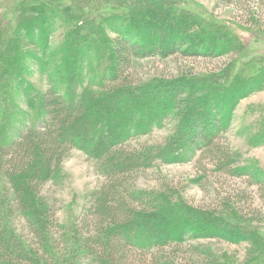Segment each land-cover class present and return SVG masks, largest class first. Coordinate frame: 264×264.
<instances>
[{
  "label": "trees",
  "instance_id": "16d2710c",
  "mask_svg": "<svg viewBox=\"0 0 264 264\" xmlns=\"http://www.w3.org/2000/svg\"><path fill=\"white\" fill-rule=\"evenodd\" d=\"M22 1L17 12L25 18L0 55V264H180L171 246L187 242L197 263L226 264V250L214 247L215 241L264 248V236L255 225L247 227L251 220L229 199L204 210L178 199L165 181L156 188L137 183L157 162L198 157L208 159L215 172L246 178L264 205V169L225 136L234 106L264 87V72L258 84L254 75L227 89L228 83L221 84L220 102L219 91L201 96L190 72L153 79L133 75L145 59L242 53L243 41L169 0H70L67 8L62 0ZM241 1L236 6L246 12L250 1ZM104 6H116L123 16H110ZM248 15L259 16L252 8ZM5 17H0L4 38ZM96 20L102 26L96 28ZM250 28L264 30L257 20ZM55 30L62 37L51 46ZM19 53L44 72L40 91L23 80ZM167 118L173 127L162 143L131 144ZM244 132L250 146H264V135L245 127ZM72 149L95 162L102 180L83 192L78 213L65 227L55 199L41 190L61 184L59 171ZM254 254L249 250L244 262Z\"/></svg>",
  "mask_w": 264,
  "mask_h": 264
},
{
  "label": "rangeland",
  "instance_id": "374dc122",
  "mask_svg": "<svg viewBox=\"0 0 264 264\" xmlns=\"http://www.w3.org/2000/svg\"><path fill=\"white\" fill-rule=\"evenodd\" d=\"M62 1H65L63 4H65L66 8L68 6L71 7V5H68V1L70 0ZM169 1H173V4L178 8L188 10L197 20H201L210 26L213 24L216 29L218 28L217 31L226 34V29H228L231 37H237L243 41L246 50H243L242 53L216 54V57L199 56L185 58L176 54L165 59L159 56L145 59L142 61L143 67L133 70V75L136 78L153 79L159 75L170 77L180 72L184 76V72H190L192 74L190 79L193 83L195 82V89H197L196 91L199 90L198 93L201 96L206 94V91L210 95L217 94L219 91L218 98L223 96L224 99L225 91H223V88H219L224 87L221 85L223 83H228L226 84L227 86L225 85L227 89L231 82H234L232 84L234 85L236 84V80L246 81L247 76L254 75L253 77L257 80L256 84H258L264 72V30L251 29L250 25L254 20H257L264 27L263 4L261 5L257 0H249L250 2L246 3L248 5L246 12H243V10L236 6V4H240L239 0H234L235 4L229 5L222 4L220 0ZM244 1L246 0L241 1L242 5H244ZM23 3L22 0H0V17L6 16V22H8L5 29L6 39L4 38L3 31H0V35L3 34L1 36L3 42L1 41L2 43L0 44V55L4 52H2L4 41L5 44H8L9 35L14 33L15 27L25 18V15L22 17L20 11L17 12V9L21 8ZM102 8L107 10L109 15L116 19H118V16H123L121 12L118 13L116 6H104ZM250 8L258 11V19L256 16L249 17L248 10ZM85 9L87 10V8ZM96 21V28L102 26L100 21ZM117 23H113L112 25L115 26ZM111 32L109 35H112ZM61 37L62 34L55 30L51 46H56L55 44L58 43ZM16 58L22 63L19 62L22 65L21 67H25V73L22 76L23 80L31 83L35 92L40 91L44 86V83L41 81V79H45L44 72H41V69L39 70L34 65L28 54L19 53ZM92 60L94 62L95 57L92 56ZM245 61L247 62L240 64ZM78 66H82V63H79ZM78 73L75 75V78H79ZM217 76L219 77L217 78ZM15 83L17 84V82ZM216 87L220 90L215 89ZM3 88H6V86L3 85ZM258 88L253 93L241 98L234 106L232 125L225 133V136L228 143L235 150L242 153L245 158L252 159L258 166L264 169V146H250L244 136V127L248 131L251 128L256 133L264 135V131H260V129H264V87ZM203 89H205L204 92ZM218 102H220V98ZM115 105L120 108L122 103H116ZM134 107L127 109L125 114L127 119L132 114ZM201 123L203 124L204 121ZM172 127L173 119L167 118L165 122H162L160 127H154L147 135L139 136L131 141V144L138 145L147 142L149 145H156L162 143L169 136ZM242 130L244 133L241 132ZM199 160L197 157L192 162L170 164L157 162L154 167L139 175L137 183L141 186L156 188L161 181H165L167 184L175 187L178 199H181L188 205L191 204L204 210L218 209V207L220 208V203L225 198L229 199L232 204L237 205L239 210L248 217V220H251L248 222L247 227L251 228V224L255 225L260 231L259 235L264 236V205L256 187L250 186L246 178H234L213 171V166L208 159ZM59 176L61 184L48 183L41 190V194H46L51 199H55L53 203H56L55 205L58 207L56 212L58 221L62 226L67 227L72 222L73 215L79 211L83 192L95 187L102 180V177L96 170L95 162L79 149H72L64 159ZM195 179H199V182H191ZM201 241L210 243L209 240L202 239ZM253 242L256 244V240H253ZM187 245L188 242L178 247L171 246L174 249L173 254L177 259L176 261L180 264H202V261L196 262L198 258L189 252ZM213 245L218 250H226V264H263L264 262V248L262 246L255 247L256 245L252 244L249 246L246 242L231 244L216 241ZM252 249H254L255 254L247 262H244L247 252ZM167 250L171 251L172 248H167Z\"/></svg>",
  "mask_w": 264,
  "mask_h": 264
}]
</instances>
